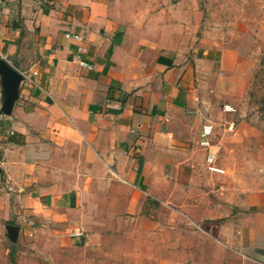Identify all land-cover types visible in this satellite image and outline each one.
<instances>
[{
    "label": "crops",
    "instance_id": "obj_1",
    "mask_svg": "<svg viewBox=\"0 0 264 264\" xmlns=\"http://www.w3.org/2000/svg\"><path fill=\"white\" fill-rule=\"evenodd\" d=\"M202 19L199 0H0V60L20 74L8 112L0 74V239L48 255L197 227L264 264V157L214 133L239 132L224 87L240 65L203 59Z\"/></svg>",
    "mask_w": 264,
    "mask_h": 264
},
{
    "label": "rangeland",
    "instance_id": "obj_2",
    "mask_svg": "<svg viewBox=\"0 0 264 264\" xmlns=\"http://www.w3.org/2000/svg\"><path fill=\"white\" fill-rule=\"evenodd\" d=\"M203 12L202 28L206 32H198V43L207 51L201 55L204 60L232 61L230 54L239 61V69L235 71L234 89L228 81L224 87L227 94L239 100L236 121L239 132L231 129L227 132H214L216 137L222 133L228 143H239L234 155L246 158L252 154L255 158L264 157V0H199ZM227 54H229L227 56ZM214 63V62H213ZM216 71V68L215 70ZM206 72V73H205ZM210 69H203L205 77H209ZM220 73V71H218ZM227 76L230 78L231 73ZM209 87V86H208ZM207 87V88H208ZM209 92V91H208ZM218 101L215 112L220 111ZM226 108L222 106V109ZM230 119L228 113L216 118L215 123ZM214 123V128L215 125ZM222 130V129H221ZM242 144V145H241ZM254 148H248L247 146ZM223 158L230 156V150L217 151ZM243 167V164H240ZM256 171H260L256 169ZM135 223V222H133ZM150 230L143 227L144 232ZM119 237L117 231L105 244H88L70 249L66 245L58 254L45 255L34 245L28 236L20 237L16 243L6 237L0 239V264H255L243 259H236V253L223 246L211 233L203 234L197 227L189 231H170V245L165 240L158 242L151 236L135 237L134 230ZM165 235L166 232H163ZM132 235V236H131ZM28 237V238H27ZM176 237L189 240L187 245L176 244ZM164 238V237H163ZM201 241V242H200ZM180 249L188 252L183 255ZM233 253V255H230Z\"/></svg>",
    "mask_w": 264,
    "mask_h": 264
},
{
    "label": "water",
    "instance_id": "obj_3",
    "mask_svg": "<svg viewBox=\"0 0 264 264\" xmlns=\"http://www.w3.org/2000/svg\"><path fill=\"white\" fill-rule=\"evenodd\" d=\"M0 74L2 75V85L4 87L5 95L4 111L8 112V109L10 108L12 101L16 96L20 74L14 66L10 65L5 60H0ZM8 229L11 231L12 235L15 234L16 228L10 226Z\"/></svg>",
    "mask_w": 264,
    "mask_h": 264
},
{
    "label": "built area",
    "instance_id": "obj_4",
    "mask_svg": "<svg viewBox=\"0 0 264 264\" xmlns=\"http://www.w3.org/2000/svg\"><path fill=\"white\" fill-rule=\"evenodd\" d=\"M209 131H210V126L209 125L204 126L203 131H202V135L208 134ZM210 168H213V167H210ZM214 169H216V168H214Z\"/></svg>",
    "mask_w": 264,
    "mask_h": 264
},
{
    "label": "trees",
    "instance_id": "obj_5",
    "mask_svg": "<svg viewBox=\"0 0 264 264\" xmlns=\"http://www.w3.org/2000/svg\"><path fill=\"white\" fill-rule=\"evenodd\" d=\"M13 264L15 263V262H12Z\"/></svg>",
    "mask_w": 264,
    "mask_h": 264
}]
</instances>
